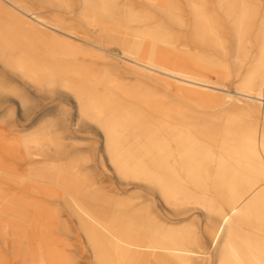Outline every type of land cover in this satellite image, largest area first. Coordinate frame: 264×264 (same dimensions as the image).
Returning a JSON list of instances; mask_svg holds the SVG:
<instances>
[{
  "label": "bare ground",
  "instance_id": "6f19581e",
  "mask_svg": "<svg viewBox=\"0 0 264 264\" xmlns=\"http://www.w3.org/2000/svg\"><path fill=\"white\" fill-rule=\"evenodd\" d=\"M147 1L155 5V0ZM204 1L193 0L195 15ZM219 1L233 14L237 29L243 30L254 10L252 3ZM116 11L114 0H102L100 9L91 8L83 18L89 25L120 29L108 28L105 35L119 44L123 65L171 84L198 102L217 104V92L223 90L229 102L241 101L257 111L264 110V18L258 65L242 78L243 88L230 90L182 64L189 61L199 69L215 70L208 59L169 54L163 46L169 38L159 29L141 31L136 27L142 19L140 14L129 16L125 8L124 14L117 16ZM0 17L6 22L4 31H0V50L7 53L10 66L32 82L56 77L71 95L79 120L99 129L102 149L113 171L124 176L133 188L151 187L156 191L153 195L131 194L124 202L94 190L90 194L75 190L72 200L62 197L66 207L70 202L77 206L76 217L95 264H264V127L240 124L238 118L245 114L240 109L231 119L212 126L178 125L184 118L182 112L159 111L155 104L150 113L132 111L128 99L116 92L114 79L91 80L88 69L76 66L65 68L68 76H62L61 66L17 48V43L32 49L42 45L57 56L62 39L70 45L72 39L82 40L73 30L45 20L16 0H0ZM201 20L199 25L204 29L200 34L218 40L207 17ZM128 23L133 25L129 31ZM18 52L22 62L14 60L12 54ZM85 81L102 86L88 88L83 85ZM42 137L40 134L33 142L39 143ZM4 141L0 136V240L4 251L14 263L72 264L58 248L55 217L43 206H30L6 189L8 182L19 184L1 171L13 170L4 160L16 158L20 145L16 140ZM37 180L54 183L49 174H40ZM77 180L71 179L74 189H79ZM60 182L65 184V179ZM40 186L41 194L50 196V185ZM155 197L171 209L185 210V215L161 220L149 206ZM193 208L216 220L204 228L213 254L197 245L198 235L191 224H179L194 215ZM115 211L120 215L112 214Z\"/></svg>",
  "mask_w": 264,
  "mask_h": 264
},
{
  "label": "rangeland",
  "instance_id": "374dc122",
  "mask_svg": "<svg viewBox=\"0 0 264 264\" xmlns=\"http://www.w3.org/2000/svg\"><path fill=\"white\" fill-rule=\"evenodd\" d=\"M16 1L45 20L57 21L70 28L82 39H72L71 45L62 39V50L57 56L48 53L42 45H34L35 49H32L17 43V48L25 54L33 53L36 59L49 60L61 66L64 69L62 76H68L65 70L76 66L88 69L93 76L91 80L94 77L114 79L118 87L116 92L128 99V107L132 111L150 113L155 104L159 111L182 112L184 118L178 125L182 122L191 126L219 125L226 119H231L234 111L240 109L245 113L238 118L240 124L264 127V110L257 111L255 106L241 101L229 102L224 95L226 91L218 90L217 104L198 102L185 96L171 84L162 83L123 65L118 56L119 44L105 35L108 28L117 32L120 29L89 25L83 18L91 8L100 9L102 0ZM246 1L252 3L254 10L243 30L237 29L233 14L226 11L219 0H205L202 10H198V17L193 11V0H155V5L147 0H114V8L117 16L124 14L125 8L129 16L140 14L142 19L136 27L141 31L156 27L165 34L169 41H165L163 46L169 54L208 59L215 70L199 69L189 61H183L182 64L190 71L202 72L210 81L235 90L243 88L242 78L258 65L257 56L262 43L260 31L264 18V0ZM203 16L207 17L218 40H211L200 34L204 29L199 25ZM5 24V20L0 17V31H4ZM132 26L128 23L127 30ZM66 46L71 49L67 50ZM12 55L14 60L22 62L20 52ZM9 61L7 53L0 50V136L4 137L5 143L16 140L20 145L16 158L4 160L13 170L1 171L8 177L16 178L19 184L8 182L5 187L12 196L30 206H43L55 217L58 228L54 236L58 240V248L72 264H95L76 217L79 213L77 206L70 202L69 208L66 207L62 197L72 200L76 198L75 190L86 194L96 191L120 202L131 194L153 195L156 191L151 187L133 188L124 181V176L113 171L102 149L99 129L87 121L88 125L86 120H79L71 95L56 77L28 81L21 71L10 66ZM222 70L228 74L225 75ZM83 85L88 88L95 85L98 89L102 86L101 83L86 81ZM40 134H43L42 140L35 144L34 138ZM40 174L53 176L54 183H40L37 180ZM72 177L78 179L79 189L71 186ZM62 178L65 179V184L60 182ZM41 184L50 185V196L41 194ZM124 189L130 190L124 192ZM149 203L161 220L178 218L186 212L171 209L170 205L158 197L151 199ZM198 210L193 208L194 215L179 224H191L198 235L197 245L213 254L212 244L204 237V228L210 223L215 224L216 220ZM112 214L120 215L117 211ZM0 262L22 264L10 260L1 240Z\"/></svg>",
  "mask_w": 264,
  "mask_h": 264
}]
</instances>
